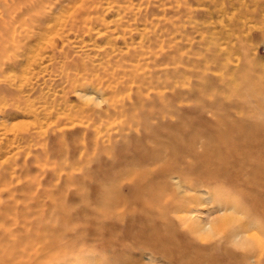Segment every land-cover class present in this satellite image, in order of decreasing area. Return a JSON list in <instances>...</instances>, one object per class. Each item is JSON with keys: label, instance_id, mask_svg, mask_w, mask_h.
I'll list each match as a JSON object with an SVG mask.
<instances>
[{"label": "rangeland", "instance_id": "obj_1", "mask_svg": "<svg viewBox=\"0 0 264 264\" xmlns=\"http://www.w3.org/2000/svg\"><path fill=\"white\" fill-rule=\"evenodd\" d=\"M70 2L0 0V256L23 250L27 230H46L80 249L59 264H219L232 244L209 247L227 233L198 240L174 212L167 223L141 209L134 221L101 214L124 210L115 198L162 190L196 197L190 224L234 207L264 240V0H100L89 24ZM62 14L84 25L60 29ZM207 153L231 160L207 169L238 182L187 173ZM145 228L154 242L130 249L129 232Z\"/></svg>", "mask_w": 264, "mask_h": 264}, {"label": "bare ground", "instance_id": "obj_2", "mask_svg": "<svg viewBox=\"0 0 264 264\" xmlns=\"http://www.w3.org/2000/svg\"><path fill=\"white\" fill-rule=\"evenodd\" d=\"M100 0H72V2H70V10H73L75 9L77 13H79L80 15V19L82 23L84 24H89L91 22L94 21V19H92V10L91 8L93 7V4H95L96 2L100 3L99 2ZM106 1V0H105ZM112 2V0H110ZM119 1V0H118ZM115 2V1H114ZM114 2L112 4H114ZM125 2V0H124ZM6 3V1H5ZM5 3H4V6H5ZM107 3V2H106ZM68 4V3H67ZM66 4V5H67ZM101 4V3H100ZM100 4H97V5H100ZM111 4V3H110ZM116 4V3H115ZM122 4V3H120ZM68 5V6H69ZM105 5V4H103ZM107 5V4H106ZM105 5V6H106ZM119 5V4H118ZM123 5V4H122ZM67 6V7H68ZM92 6V7H91ZM108 6H110L108 4ZM63 7L66 8V6L64 5ZM97 7V6H96ZM116 6H114L115 8ZM122 7V6H120ZM124 8L127 7V6H123ZM110 8V7H109ZM112 8V6H111ZM118 8V6L116 7ZM92 9H96L95 7L92 8ZM101 9V8H100ZM100 9H97V10H100ZM126 9V8H125ZM11 9H9V6H8V12L10 11ZM96 10V11H97ZM106 10V9H105ZM127 10V9H126ZM102 11V9H101ZM55 12V11H54ZM94 12V11H93ZM123 12V11H122ZM96 14V13H95ZM64 14H62L59 18V27L60 29H62L61 27H69L70 29H76L74 31H77V28H78V22H76V16L74 17L75 19L72 20L71 19V16L67 15V16H64L62 18ZM76 15V13H75ZM98 15V14H97ZM94 16V15H93ZM96 16V15H95ZM78 18V17H77ZM95 18V17H94ZM96 19V18H95ZM107 19V18H106ZM72 20V21H71ZM99 20V19H96V21ZM119 20V19H118ZM122 20V19H121ZM56 21V20H55ZM117 21V20H116ZM124 21V20H123ZM79 22V24L81 23ZM98 22V21H97ZM118 22V21H117ZM80 24L81 25H84V24ZM99 23V22H98ZM101 23V21H100ZM125 23V22H124ZM119 24V23H118ZM94 25V24H93ZM98 25V24H97ZM124 25V24H123ZM104 26V25H103ZM119 26V25H118ZM54 27V26H53ZM52 27V28H53ZM85 27V26H84ZM105 27V26H104ZM107 27V26H106ZM120 27V26H119ZM51 26L49 27L48 30H50ZM51 28V30H53ZM90 28V27H89ZM46 29V28H45ZM59 29V28H58ZM57 29V30H58ZM85 29V28H83ZM82 29V30H83ZM93 30V29H92ZM115 30V29H114ZM63 31V30H62ZM84 31V30H83ZM58 32V31H57ZM59 33V32H58ZM113 34V32H110ZM118 35V34H117ZM60 38V37H59ZM52 41V40H51ZM50 38L48 40V42L46 41V43L50 44ZM43 44V43H42ZM61 46V45H60ZM77 49V48H76ZM90 60V59H89ZM51 66V65H50ZM50 73V72H49ZM48 73V74H49ZM60 75V74H59ZM57 84V83H56ZM60 84V83H59ZM156 84V83H155ZM62 86V85H61ZM58 88V87H57ZM86 89V88H85ZM49 91V90H48ZM84 93V92H83ZM86 95V94H85ZM90 97V96H89ZM92 97V96H91ZM84 98V97H83ZM89 100V99H88ZM104 100V99H103ZM1 108H2V105H1ZM66 111V110H64ZM112 113V112H111ZM242 117V116H239V118ZM238 118V119H239ZM243 118V117H242ZM255 119V118H254ZM246 120V118H245ZM244 120V121H245ZM259 121V120H258ZM246 122V121H245ZM248 122V121H247ZM257 122V121H256ZM255 122V123H256ZM232 123V122H231ZM250 123V122H249ZM260 123V121H259ZM262 123V121H261ZM264 123V122H263ZM234 124V123H233ZM253 124V123H252ZM223 125V124H222ZM257 125H255L256 127ZM263 126V125H262ZM3 127V126H2ZM226 127V126H225ZM229 128L233 127V126H227ZM234 128V127H233ZM237 128V127H236ZM238 128H241V127H238ZM237 128V129H238ZM8 129V128H7ZM242 129V128H241ZM39 130V129H38ZM226 130V129H225ZM233 130V129H232ZM239 130V129H238ZM251 130L253 131V128H251ZM11 131V130H10ZM9 131V133H10ZM255 131V130H254ZM231 132V131H230ZM251 132V131H250ZM7 133V132H6ZM3 134V133H2ZM19 134V133H18ZM23 134V133H22ZM249 134V133H248ZM8 135V134H7ZM24 135V134H23ZM250 135V134H249ZM259 135V134H258ZM257 135V136H258ZM21 136V135H19ZM27 136V135H25ZM35 135H32L30 134L28 137H23L24 139H31L33 138ZM256 136V137H257ZM16 137L18 138V136L16 135ZM250 137V136H248ZM247 137V139H249ZM255 137V136H254ZM254 137L253 138V141H254ZM255 137V138H256ZM261 137V136H260ZM6 138V137H4ZM12 138V137H11ZM14 138V137H13ZM1 139V138H0ZM20 139V138H19ZM262 139V138H260ZM8 140V139H7ZM13 140V139H12ZM222 141V140H221ZM252 141V142H253ZM224 142V141H223ZM248 142V141H247ZM12 143V142H11ZM20 143V141H19ZM14 144V143H13ZM21 144V143H20ZM248 144V143H247ZM17 145V144H16ZM190 145V144H189ZM235 147H237V145H234ZM14 147V146H13ZM18 147V146H16ZM194 147V146H192ZM82 148V147H81ZM190 148V147H189ZM221 148V147H220ZM258 148V147H256ZM262 148V147H261ZM215 149V148H214ZM227 150V149H226ZM190 151V150H188ZM222 151V149H221ZM240 152L242 151L239 150ZM191 152V151H190ZM186 153H189V152H186ZM205 153V152H204ZM203 153V154H204ZM229 153V152H227ZM221 154H226L225 152H221ZM229 154H232V153H229ZM227 155V154H226ZM237 155V154H236ZM178 156V155H177ZM176 156V157H177ZM180 156V155H179ZM216 156H219L217 154H214V153H207L205 154L201 160H200V163L198 164V166L196 167V169H193L194 167H192V169H187V173H192L194 174L196 172V174H199L201 177L203 175V178L207 179H215V178H220V177H224L227 179H230V181L233 182H238V179L239 178H236V176L234 177H231L229 175V172H225V171H228V168H225V170H222L221 172L219 171H212V170H209L207 169L206 167L208 165H210V163H212L213 161L216 162L217 164V161L218 163H220L221 165H223V162H224V165L227 164L225 163V157L220 155V158L217 159ZM229 156V155H227ZM232 157L234 158L233 154H232ZM238 157V156H237ZM157 158V157H156ZM155 158V159H156ZM199 158H201L199 156ZM262 158V157H260ZM176 159V158H175ZM182 159V157H181ZM236 159V158H235ZM235 159H233L235 161ZM241 159V158H238V160ZM221 160V161H220ZM243 160V159H242ZM259 160V159H258ZM180 161V159L178 160ZM223 161V162H222ZM8 162V161H7ZM6 162V163H7ZM164 162V161H162ZM237 162V161H236ZM240 162V161H239ZM238 162V163H239ZM231 163V160L230 162ZM172 164V162H171ZM177 164V163H176ZM5 163H4V166L5 167ZM175 165V164H174ZM178 165V164H177ZM234 165V164H233ZM163 167L165 169L169 168L170 167V164H164ZM223 168V169H224ZM170 169L172 170V166L170 167ZM168 170V169H167ZM180 170V169H179ZM156 171V170H155ZM160 171V170H159ZM223 172V173H222ZM162 174V170L160 172ZM174 173V172H172ZM146 174V173H145ZM164 175V173H163ZM164 176H169L168 175H164ZM176 176V175H175ZM178 177V176H177ZM171 178V176H170ZM169 178V179H170ZM261 179V178H259ZM143 181V179H142ZM141 181V182H142ZM153 181V180H151ZM158 181V180H157ZM234 184V183H233ZM133 185V184H132ZM201 185V184H200ZM139 186V185H138ZM143 186V184H142ZM143 188V187H142ZM150 188V187H149ZM148 188V189H149ZM153 188V187H152ZM150 188V189H152ZM189 189H187L186 191H193V190H196L195 187L193 185H189L188 186ZM186 189V188H185ZM184 189V191H185ZM135 190V189H134ZM136 191V190H135ZM177 191V190H176ZM207 192V191H206ZM141 195H138V196H141V197H136V195L134 194L133 196H131L129 200V202L127 200H124L122 198H115L113 201H112V207H114L115 209L119 208V207H123V211L122 212H102L101 214L103 215L104 218L106 219H109V220H114V219H118V221L121 219H123L125 216H126V212L124 213V211H129V220H135L136 217H132L131 216V213L130 211H138L139 209H141V216L144 215L146 216L147 218H150V220H157L159 219L160 221H163L165 223L167 222H172V218L171 216H169L170 212H174V213H177L179 214L177 216V219L180 226L184 228V231H188V233L190 235H195L196 238H199L198 240L202 239L203 238V234H209V236L211 234H214L217 232H224V233H227L225 236H223L222 238H220V240L215 243V244H212L209 249H210V253L212 255L215 254L214 251H216L217 249H221L223 246L225 245H229V244H232L233 248L232 249H229L227 247H224V249H221L223 250L225 253H227L226 255H223V258H220V261H219V264H231V263H236L237 262H241V264H247V261L249 259H255V261L258 263V264H264V262H262L263 258H261V256L264 255V240L263 238L261 239L256 233H252L251 232V229H245L243 228L242 226V221L240 218H238V213H239V210H237L236 208L234 207H231V208H227L225 210V212L223 214H221V216L217 217V218H213L212 220L209 219V221H206L203 222V226H197V225H193V224H190L189 221L192 220V217L191 215H193V206H191V202L196 198L195 196H182L181 198H179V200H175V198L173 199L172 197H176L178 194L175 192V191H172L171 193H168L166 192L165 190H162L161 192L157 193V192H150V193H145V192H139ZM137 193V194H139ZM47 194V193H46ZM129 194V193H128ZM49 195V194H48ZM118 195V194H116ZM185 195V192L184 194ZM50 196V195H49ZM119 196V195H118ZM123 196V195H121ZM117 197V196H116ZM171 197V198H170ZM29 198V197H28ZM31 198V197H30ZM178 198V196L176 197ZM38 199V198H36ZM205 199V198H204ZM25 201V200H24ZM23 201V202H24ZM41 202V201H40ZM209 202V201H208ZM25 203V202H24ZM34 203V202H33ZM16 204V203H15ZM14 204V205H15ZM38 204V202H37ZM40 204V203H39ZM47 205V204H46ZM38 206V205H37ZM20 207V206H19ZM22 207H26L25 205H22ZM29 207V206H28ZM26 207V208H28ZM15 208V207H14ZM30 208V207H29ZM36 208V207H35ZM49 208V206H48ZM21 209V208H20ZM19 211H23V210H20ZM32 209V208H31ZM29 209V210H31ZM215 209V208H214ZM28 210V211H29ZM42 210V209H41ZM48 210V209H47ZM195 210V209H194ZM224 210V209H223ZM37 211V210H36ZM40 211V210H38ZM196 211V210H195ZM30 212V211H29ZM34 213V212H33ZM42 213V211H41ZM195 213V212H194ZM198 213V212H197ZM12 214V213H11ZM39 214V213H38ZM208 214V213H207ZM33 215V214H32ZM41 215V214H40ZM136 215V214H135ZM27 216V215H26ZM36 216V215H35ZM21 217V215H20ZM40 217V216H39ZM153 217V218H152ZM195 217V216H194ZM200 217V216H198ZM207 217V216H206ZM41 219V218H40ZM203 219V218H202ZM15 220V219H14ZM23 221V218L21 219ZM108 220V221H109ZM112 220V221H113ZM29 221V220H28ZM8 222V221H7ZM25 222V221H24ZM201 222V223H202ZM27 223V222H25ZM37 223V220L33 218L32 221H30V225L31 227H36L37 226L35 225ZM15 224V223H14ZM22 224V223H21ZM29 224V222H28ZM115 224V223H114ZM13 224H11L12 226ZM34 225V226H33ZM39 225V224H37ZM43 225V224H42ZM8 226V225H7ZM27 226V225H25ZM10 227V226H9ZM8 227V228H9ZM45 227V226H44ZM49 227V224L46 228ZM7 228V229H8ZM23 229H24V226H23ZM51 229V228H50ZM146 230V235L144 236H141V235H138L136 233H133L132 231L129 232V238L133 239L132 241L134 242L133 245H130L129 244V248L134 250L135 249V245L137 246V244H142L145 242V239L146 240H153L154 242V238H153V234H154V231L152 229H147L145 228ZM2 230V229H1ZM27 230V229H26ZM25 230V231H26ZM32 230V229H31ZM34 230V229H33ZM49 230V229H48ZM256 230H254L255 232ZM1 232V231H0ZM9 232V231H8ZM12 232V231H11ZM11 232H9L10 234H12ZM17 232V230H16ZM28 234L26 236V238L24 239V241L22 242V244H25L26 246H24V249L23 250H15V251H12L8 254V252H4L3 256H0V264H59V263H63L66 261V259H68V257L70 255H73L75 254L76 252H78V247L76 248L74 245L73 246H70L68 244L67 241H64V238L62 237H57L55 238L53 234V232L49 233V231L47 232L46 230H43V231H37V232H33L31 231L32 233H30V231H28ZM3 233V230L2 232ZM26 233V232H25ZM182 233V232H181ZM18 233H16L17 235ZM21 234V232H20ZM204 234V235H205ZM219 234V233H218ZM3 235V234H2ZM22 235V234H21ZM220 235V234H219ZM7 236H8V233H7ZM14 236V235H13ZM24 236V235H23ZM62 236V235H61ZM185 236V235H184ZM15 237V236H14ZM160 239H163V236H158ZM206 237V236H205ZM220 236H218L219 238ZM215 236L211 237V239H214ZM217 238V240H218ZM184 241V244L182 245V248L183 246H188V247H192L193 243L197 246L198 244H196L195 242H193L191 240L190 237H186V238H183ZM210 239V237H209ZM144 240V241H142ZM216 240V238H215ZM204 241V240H203ZM209 241V240H208ZM152 242V241H150ZM198 242V241H197ZM206 243V242H205ZM4 244V243H3ZM15 244V243H14ZM31 244V245H30ZM147 244V243H146ZM202 244V243H201ZM143 245V244H142ZM141 245V246H142ZM190 245V246H189ZM70 246V247H69ZM220 246V247H219ZM222 246V247H221ZM230 246V245H229ZM190 247V248H191ZM198 247L202 250V248L198 245ZM165 248L166 250H168V247L167 245H165ZM250 248V249H249ZM180 250H183L181 249V247H179ZM235 249H238L239 252H236ZM188 250V248H187ZM197 249H195L196 251ZM200 250V251H201ZM222 251V252H223ZM186 252V251H184ZM199 251L197 250V253ZM248 254V255H247ZM199 255V254H198ZM219 255V254H218ZM221 255V254H220ZM225 256V257H224ZM197 257V256H196ZM210 258V257H208ZM214 258V257H213ZM157 259V258H156ZM211 259V258H210ZM215 259V258H214ZM213 259V260H214ZM240 259H245V261H239ZM212 260V261H213ZM189 262V260H187ZM199 261V260H198ZM175 262V261H173ZM178 262V261H177ZM175 262V263H177ZM251 262V261H250ZM214 263V262H211V264ZM131 264H141L139 261L137 260H134L133 263ZM172 264V263H171ZM177 264H180L179 262ZM182 264H184V262H182ZM189 264V263H187ZM251 264V263H250Z\"/></svg>", "mask_w": 264, "mask_h": 264}, {"label": "clouds", "instance_id": "obj_3", "mask_svg": "<svg viewBox=\"0 0 264 264\" xmlns=\"http://www.w3.org/2000/svg\"><path fill=\"white\" fill-rule=\"evenodd\" d=\"M96 99V106L99 107L104 103V100L102 97H97Z\"/></svg>", "mask_w": 264, "mask_h": 264}]
</instances>
